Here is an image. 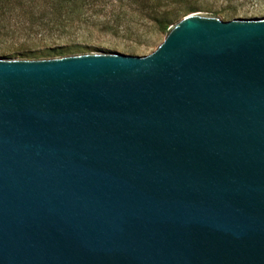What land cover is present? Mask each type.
I'll return each instance as SVG.
<instances>
[{
	"label": "water",
	"instance_id": "obj_1",
	"mask_svg": "<svg viewBox=\"0 0 264 264\" xmlns=\"http://www.w3.org/2000/svg\"><path fill=\"white\" fill-rule=\"evenodd\" d=\"M0 264H264V19L0 59Z\"/></svg>",
	"mask_w": 264,
	"mask_h": 264
},
{
	"label": "rangeland",
	"instance_id": "obj_2",
	"mask_svg": "<svg viewBox=\"0 0 264 264\" xmlns=\"http://www.w3.org/2000/svg\"><path fill=\"white\" fill-rule=\"evenodd\" d=\"M83 4V26L74 34H66L61 39H27V22H18V16L0 10V59H27L18 54L16 48L44 49L48 46H84L88 53L122 52L146 55L154 51L163 41L161 33L138 4L129 0H79ZM194 12L212 15L224 20L227 12H235L233 19H264V0H193ZM7 25V26H5ZM16 30V35L6 34ZM74 30V29H72ZM36 42V43H33ZM29 59V58H28Z\"/></svg>",
	"mask_w": 264,
	"mask_h": 264
},
{
	"label": "trees",
	"instance_id": "obj_3",
	"mask_svg": "<svg viewBox=\"0 0 264 264\" xmlns=\"http://www.w3.org/2000/svg\"><path fill=\"white\" fill-rule=\"evenodd\" d=\"M138 4L147 13L153 25L163 34L184 16L196 11L193 0H129ZM0 10L10 13L9 18L18 16V22H27L26 38L35 40L61 39L64 35L74 34L79 26H83V4L79 0H0ZM235 12H227V19L231 20ZM4 18L0 15V22ZM7 26V25H5ZM74 29V30H72ZM17 31L10 30L6 34L16 35ZM34 36V37H33ZM36 43V42H33ZM87 47L48 46L44 49L16 48L13 55L23 58L45 59L75 54L88 53Z\"/></svg>",
	"mask_w": 264,
	"mask_h": 264
}]
</instances>
